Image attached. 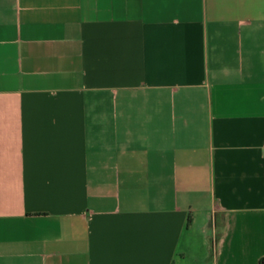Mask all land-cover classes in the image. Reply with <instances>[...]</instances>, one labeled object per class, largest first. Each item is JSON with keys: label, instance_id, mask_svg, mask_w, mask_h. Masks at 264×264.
Wrapping results in <instances>:
<instances>
[{"label": "crops", "instance_id": "obj_1", "mask_svg": "<svg viewBox=\"0 0 264 264\" xmlns=\"http://www.w3.org/2000/svg\"><path fill=\"white\" fill-rule=\"evenodd\" d=\"M264 0H0V264H261Z\"/></svg>", "mask_w": 264, "mask_h": 264}, {"label": "trees", "instance_id": "obj_2", "mask_svg": "<svg viewBox=\"0 0 264 264\" xmlns=\"http://www.w3.org/2000/svg\"><path fill=\"white\" fill-rule=\"evenodd\" d=\"M261 264H264V259L262 260Z\"/></svg>", "mask_w": 264, "mask_h": 264}]
</instances>
